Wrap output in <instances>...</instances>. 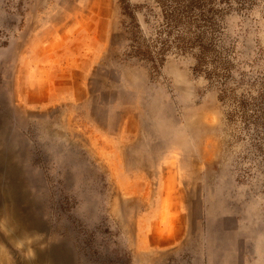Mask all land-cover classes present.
<instances>
[{
	"label": "rangeland",
	"instance_id": "1",
	"mask_svg": "<svg viewBox=\"0 0 264 264\" xmlns=\"http://www.w3.org/2000/svg\"><path fill=\"white\" fill-rule=\"evenodd\" d=\"M0 183V264H264V0H0Z\"/></svg>",
	"mask_w": 264,
	"mask_h": 264
},
{
	"label": "trees",
	"instance_id": "2",
	"mask_svg": "<svg viewBox=\"0 0 264 264\" xmlns=\"http://www.w3.org/2000/svg\"><path fill=\"white\" fill-rule=\"evenodd\" d=\"M123 15L129 22L124 24V32L126 34L129 42L132 43L131 48L132 55L137 58L146 59L152 62H163L166 54L173 48H177L178 50L187 49L186 42L180 37L178 38L173 45H171L168 40H161L160 45L153 49L151 44H147V42H141L138 36V30L136 25V17L134 11L130 6L123 7ZM175 19V17H173ZM172 25V23H170ZM170 35V31L167 32Z\"/></svg>",
	"mask_w": 264,
	"mask_h": 264
},
{
	"label": "bare ground",
	"instance_id": "3",
	"mask_svg": "<svg viewBox=\"0 0 264 264\" xmlns=\"http://www.w3.org/2000/svg\"><path fill=\"white\" fill-rule=\"evenodd\" d=\"M2 154V153H1ZM6 156V155H5ZM7 158V157H6ZM2 160H3V158H2ZM1 160V161H2ZM3 164V163H2ZM1 184V183H0ZM0 193H2V191L0 192ZM4 200H6V199H4ZM3 200V201H4ZM10 200V202H9V204L7 205V207H2L3 209H1V207H0V210H10V212H11V214L12 215H14V217L11 219V221H10V223H12V224H17V225H20L21 227H26L25 225H27L26 223H24V222H22L21 220H18L19 219V217L17 218V216H16V213H15V210H19L18 208V205H17V202L13 199V198H11V199H9ZM25 214V213H24ZM9 215V214H8ZM11 216V215H10ZM24 218V217H23ZM17 219V220H16ZM35 225V224H34ZM19 227V226H18ZM15 229V228H14ZM12 230V229H11ZM17 232V231H16ZM12 236V235H11ZM10 236V237H11ZM13 237V236H12ZM14 238V237H13ZM39 254V253H38ZM46 258V257H45ZM51 259H52V262L53 263H55V264H63L62 263V261L60 260V258L58 259L57 257L56 258H52L51 257ZM40 262V261H39ZM64 262V261H63ZM27 264V263H26ZM67 264V263H66Z\"/></svg>",
	"mask_w": 264,
	"mask_h": 264
}]
</instances>
